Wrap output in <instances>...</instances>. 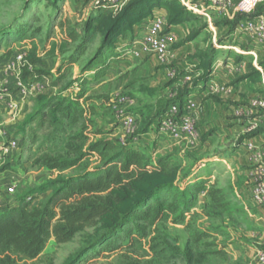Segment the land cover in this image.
<instances>
[{
    "label": "rangeland",
    "instance_id": "obj_1",
    "mask_svg": "<svg viewBox=\"0 0 264 264\" xmlns=\"http://www.w3.org/2000/svg\"><path fill=\"white\" fill-rule=\"evenodd\" d=\"M95 1L0 0V64L10 59L14 60L17 54L24 53L25 60L18 63V68L16 67L19 69L18 77L22 80L24 67L28 64L29 58L34 55H38L36 61L41 60L49 65L52 64L55 71L63 58L83 51L65 81L76 80L82 75H93L94 70L99 68L98 63L95 62L92 69H86L88 65H92L97 47L105 40L107 44L110 39V42L115 41L116 33H110L113 22L125 13V7L129 3L138 0H122L120 5L110 11L111 13L108 12L105 17L95 21L94 26H91L89 30L92 42L84 45L89 18L98 11V4ZM171 1L174 2L172 7H181V4L177 3L179 0ZM63 20L69 21L67 27L61 26L60 23ZM24 25L30 26L26 28L27 32L29 28L40 30L34 36H28L25 33L24 38H20L24 32H18V29ZM72 27L77 31L78 39L67 45L68 50L61 54L64 48L62 38L65 37L68 28ZM109 35L110 38L107 37ZM180 41L181 39L178 43ZM116 72L118 73V68ZM110 74L93 82L90 89V92L96 95L106 96L104 100L98 99L93 102L96 111L92 118L100 128L114 122L113 110L106 108L110 99L119 93L132 98L135 92L126 88L124 82L110 79L112 77ZM49 75H45L46 79H43L48 84L41 83L45 87L43 93L52 95L54 92H60L61 84L58 83L54 90ZM23 82H27L26 79ZM10 85L11 83L4 82L0 85V89L8 91ZM139 89L144 88L139 86ZM77 90L78 83H74L61 91L60 95L71 97ZM31 98L33 97H27L26 102ZM133 107L135 104L125 105L124 109ZM47 126L48 120L45 119L41 124L37 121L27 124L22 131H18V127L12 129L2 127L0 142H3L4 146L0 149L2 153L0 166L7 165L8 168L0 174V210L14 205L26 189L34 188L49 177L55 176L56 172L32 163L37 148L50 145L45 140L53 127ZM98 127H89L91 131L89 141L100 138L101 134H95ZM119 130L115 128L113 138L121 136L122 130ZM34 135L35 140H33ZM54 135L55 142L59 143L61 133L56 131ZM11 137H14L17 143L22 139V144L16 147L8 146ZM149 141L153 144L151 138ZM138 142L143 143L144 140L139 139ZM153 147L148 145L150 150L154 149ZM226 151L223 148L214 154L213 147L209 146L206 150L172 154L175 157V171L172 176L131 180L125 189L121 187L117 192L113 191L120 197L114 201L116 211L113 210L101 216L69 242L58 244L53 237L50 238L38 258L29 260L24 256H18L17 264H65L77 257L81 260L75 264H264V261L259 259L260 253L264 255V208L256 206L251 199L250 184L244 174V164L233 158L228 160L230 155ZM202 180L205 181L207 189L219 188L220 192L217 194L219 200H210L205 192L197 193L193 198L192 206L180 222H171L173 216L170 215L158 229L147 228V235L142 241L143 248H127L124 245L126 240L124 230L104 243L94 241V238L105 230L115 226L119 211L128 209L143 192L155 187L158 183L172 182L180 184L182 189ZM47 194L38 195L33 203H37ZM152 203L153 200L149 199L144 205L150 206ZM141 209L142 207H139L136 211L139 212ZM129 219L133 221L131 216ZM93 241L95 243L89 246ZM87 244L89 247L86 246ZM118 244H121L119 249L111 250ZM150 245H154L153 249ZM156 251L161 253L157 254Z\"/></svg>",
    "mask_w": 264,
    "mask_h": 264
},
{
    "label": "trees",
    "instance_id": "obj_2",
    "mask_svg": "<svg viewBox=\"0 0 264 264\" xmlns=\"http://www.w3.org/2000/svg\"><path fill=\"white\" fill-rule=\"evenodd\" d=\"M129 5L130 3L125 9ZM108 12L110 11L106 13ZM106 13L90 16L84 45L92 42L89 30L91 26H94L93 23L105 17ZM122 18L123 15H120L115 19L112 30ZM60 24L62 27H67L69 21L63 20ZM29 25L18 29V32H24L20 38H24L25 33L28 36H34L39 32L40 29L30 28L27 32L26 28ZM107 37L110 38V35ZM77 39V31L73 27L68 28L65 37L62 38L64 48L61 54L68 50L67 45L76 42ZM105 42L97 47L96 57L92 65H88L86 69H92L95 62L101 65L91 76L82 75L76 80L65 81L83 51L63 58L53 72L28 68L36 61L38 55L30 57L28 64L24 67L23 77L28 73H34L37 76L54 74L58 83L61 84L60 92L74 83H78V90L71 97L60 95L58 92L52 95L41 93L32 98V110L20 129L23 130L31 122L37 121L41 124L45 119L48 120L47 127H53V129L45 141H48L50 145L38 147L34 152L32 163L39 167H46L56 174L38 186L26 189L14 205L0 210V264H17L18 256H24L29 260L38 258L52 237L58 244L71 241L75 235L92 225L95 220L115 210L114 201L120 197L113 191L117 192L121 187L125 189L131 180L159 179L174 174L175 157L172 154L158 157L153 161L137 144L129 142L122 145L119 138L100 137L89 141V133H91L89 127L96 128V122L92 118L96 111L93 102L106 98L104 95L90 92L92 83L101 80L109 67L104 51ZM108 56H114L113 52H110ZM185 94L179 91L170 98L159 119L168 105L180 101ZM106 108L112 110L110 101ZM148 122V120L143 122L141 127L137 126L138 138L139 134L147 128ZM56 131L61 133L59 143L55 142ZM102 133V130L97 129L95 134ZM33 137L35 140V135ZM22 142L21 139L18 146ZM7 168V165L0 166V174ZM200 192H205L210 200H219L217 197L219 188L207 189L204 180L196 181L182 189L180 184L158 183L155 187L143 192L128 209L119 211L115 226L105 230L94 238V241L104 243L124 230L126 238L124 245L127 248H143L142 241L147 235V228L158 229L170 215L173 216H171V222H180L192 206L194 196ZM43 193L48 194L37 203H33V200ZM149 199L153 200L152 205L145 206L146 200ZM139 207L142 209L137 212ZM130 216L133 221H130ZM94 241L89 246L94 244ZM150 246L153 249L154 245ZM120 247L121 244L114 245L111 250H117ZM156 252L161 253V251ZM80 260V257H77L65 264H75Z\"/></svg>",
    "mask_w": 264,
    "mask_h": 264
},
{
    "label": "crops",
    "instance_id": "obj_3",
    "mask_svg": "<svg viewBox=\"0 0 264 264\" xmlns=\"http://www.w3.org/2000/svg\"><path fill=\"white\" fill-rule=\"evenodd\" d=\"M95 2L98 4L100 0ZM172 3L171 0H138L130 3L122 20L110 31L116 33L115 41L104 43L109 64L104 77L111 73L110 79L124 82L132 92L135 90L134 96L130 95L135 107L128 109V112L134 115L138 127L149 121L147 128L139 134V139L144 142L137 146L146 151L153 161L162 155L206 150L209 146L213 147L214 154L225 148L230 155L228 160L233 158L244 164V174L248 180L249 169L255 161H264V124L250 135L244 131L250 120L258 119L264 112V108L249 104L251 99L264 102V43L242 27L249 16L215 12L193 14L185 10L184 1L177 2L181 4L180 8L172 7ZM263 10L264 0H261L255 14ZM107 11L98 7L93 14L99 16ZM155 16L166 17L168 28L176 34L177 39H181L169 50L165 63H160L154 55L134 53L138 50L135 39L143 35L149 21ZM110 52L114 56L109 57ZM17 66L18 63L11 59L0 64V85L6 82L13 86V82L19 78ZM28 68L54 70L52 64L41 60ZM49 77L55 90L59 85L56 77L52 74ZM25 79L48 84L43 80L46 79L45 75L28 73L22 78L23 81ZM143 81L149 82L145 84ZM139 86L144 89L140 90ZM221 86H229L231 91L218 90ZM10 90L14 92L12 88ZM179 91L190 93L198 104L195 120L200 140L193 146L171 139L158 126L159 116L168 100ZM32 106V98L19 102L15 109L7 105L6 99H0V134L2 127H18L17 130L22 131L19 128H22ZM112 118L114 122L104 128L96 125L103 131L100 137L119 138H113V131L122 128L115 120L114 113ZM150 138L153 144H150ZM3 144L0 142V149ZM148 145H153L154 149L150 150Z\"/></svg>",
    "mask_w": 264,
    "mask_h": 264
},
{
    "label": "built area",
    "instance_id": "obj_4",
    "mask_svg": "<svg viewBox=\"0 0 264 264\" xmlns=\"http://www.w3.org/2000/svg\"><path fill=\"white\" fill-rule=\"evenodd\" d=\"M184 1L185 10L193 14H207L215 12L221 15H245L250 18L242 24V27L250 32L264 43V10L256 13L258 4L261 0H181ZM101 2V3H100ZM98 3V7L112 11L122 0H103ZM176 34L168 28L166 17L155 16L149 21L145 32L137 37L134 43L138 50L134 53L145 55H154L160 63H165L168 52L176 43ZM25 60L24 53H19L13 61L16 63ZM30 66V65H29ZM170 75H173L170 74ZM12 90L6 91L0 89V99H6L7 105L11 109L18 107L19 102L27 97H35L44 92L45 87L37 81L23 82L16 79ZM218 90L230 92L229 86H221ZM13 94L15 96H13ZM112 110L115 120L122 128V134L119 137L120 143L126 145L129 142L138 144L139 138L136 135V119L134 115L124 109L125 105H132V99L124 94H116L112 99ZM251 106L264 108V102L258 99L249 101ZM198 104L190 93H186L180 101H176L167 106L166 110L159 119V128L166 132L172 139L181 142L187 146L196 145L199 142V132L195 120V112ZM264 124V112L258 119H252L245 126L246 134H252ZM16 139L11 137L8 146L16 147ZM251 147V144L249 145ZM1 159V156H0ZM248 182L250 184V193L253 203L258 207L264 208V161H255L249 169ZM260 261H264V255L260 253Z\"/></svg>",
    "mask_w": 264,
    "mask_h": 264
}]
</instances>
